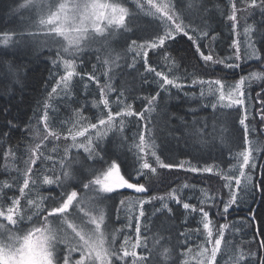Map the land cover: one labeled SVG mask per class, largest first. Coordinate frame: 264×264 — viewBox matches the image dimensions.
Listing matches in <instances>:
<instances>
[{
    "label": "snow or ice",
    "instance_id": "obj_1",
    "mask_svg": "<svg viewBox=\"0 0 264 264\" xmlns=\"http://www.w3.org/2000/svg\"><path fill=\"white\" fill-rule=\"evenodd\" d=\"M135 3L136 10L130 12L121 2L108 3L106 0H23L16 9L21 19L20 26L3 34L4 47L0 48V84H4L9 91L11 84L24 87L25 78L20 72L27 65L14 59L21 50L35 52L37 48L47 47L49 51L53 48L56 51L54 56L46 57L51 59L49 75L53 86L47 92V98L39 102L33 113L37 126L29 121V131L34 130L39 139L29 147L23 170L17 169L18 175L11 180L0 181V264H190L189 254L193 253L192 248L189 247L180 254L176 253L177 248L192 238L188 231L197 237H204L196 245L194 255L197 264H220L218 255L221 258L225 255L230 257L225 264H264V239H257L264 237V229L253 231V240L247 252L238 251L231 239H225V232L229 229L227 222L220 223L215 235L213 234L215 222L210 217V207H206L215 206L216 216L227 221L230 208L240 199L239 193L254 195L256 191H264V178L259 181L254 179L258 169L257 156L253 153L257 150V145H250L249 142V136L255 130L250 127L249 117L255 120L259 116L256 124H264V46L257 50V44L264 42V0H229L226 7L230 11L226 14V19L230 23L226 27L229 35L234 37L229 45L234 51L223 58L217 56L211 48L208 54L201 51L205 46L201 41L209 36V27L204 23L207 12L204 0H135ZM238 3L242 7H238ZM254 10L259 11L261 21L255 28L245 23L242 32L238 31V13H245L243 18L246 21L247 16L252 15ZM141 16L151 17L148 22L149 30L143 43L132 39L131 45L134 46L133 50H140L137 55L142 53L145 72L154 73V77L158 78L149 80L142 77L143 83H154L158 87L154 94L144 97L146 104L143 110H134L131 104L124 103L118 96L117 110L113 111L107 94L115 89L109 83L101 84L95 65L91 73L78 70L79 53L93 45L111 47V40L131 31ZM117 29H123V32L118 33ZM178 36L186 37L191 45H195L193 55L199 54L204 62L203 71L199 66H194L197 67V74L177 75L173 72L170 77L150 64L148 54L152 51L166 62L171 60L175 66L176 58L171 57L170 52L171 45ZM241 36L243 40L239 39ZM212 39L215 40L216 37L213 36ZM9 56L13 59H9ZM97 59L99 61L102 58L98 56ZM248 60L257 61L254 67L261 70L250 71L247 76H240L233 83L228 82L226 75H216L217 64L231 69L235 74V70L241 68V61L246 63ZM131 66L135 67V58ZM110 67L111 65L109 70ZM101 74L108 75L107 71H102ZM209 75L216 78H203ZM77 76L80 79L74 83ZM188 79L191 82L186 85L184 81ZM108 80H111V76H108ZM256 80L261 81V84L259 91L252 96L250 89L252 82ZM88 82L95 83L99 90V99L93 103L99 109V114L94 116L95 122L83 115L84 109L80 106L73 109V115L62 120L59 108L52 101L61 99L70 107L72 89L82 84L87 93ZM197 85L200 86L201 97L206 95L205 85L207 94L215 97L214 103L209 102L213 110H233L221 115L226 117V122L230 121L234 133L239 132L238 136L233 134L235 146L241 149L233 157V170L219 172L225 181L221 191L228 189V199L212 196L202 199L197 206L183 201L179 190L173 189L167 194L168 198L182 205L186 217L198 214L197 224H202V229L196 227L181 232L180 236L184 240L177 237V242L171 249L165 244L157 248V238L153 239L152 247H149L141 228V221L145 216L144 205L165 197L129 196L122 190H132L136 194L149 193L151 185L146 186L141 179L151 180L150 173L156 174L158 168L192 173L214 171L212 166L200 167L189 160L165 162L155 151L154 138L149 136L146 141L145 137V130L151 133L152 127H156L152 124L150 114L157 110L164 99L161 93H166V98L172 99L174 97L171 89L174 88L178 93L183 92L185 96L195 98V93L190 90ZM186 88L189 91H185ZM252 101H258V110L253 109L250 103ZM71 103L78 105V101ZM101 104L103 108H100ZM120 104L124 105L123 108L119 107ZM146 113L149 115L146 116ZM128 117L136 118L138 131L133 137L135 150L124 144L123 131ZM140 121H145L142 127ZM237 122L243 129L242 132L235 127ZM150 124L152 127H149ZM39 125L43 126V135ZM18 127L14 120L8 121L9 129ZM113 129L121 134V147H129V151H132L135 159L131 164H125L124 161L128 159L125 153L117 155L101 147L107 133ZM3 135L5 133H0V136ZM137 136L138 143H135ZM61 139L65 142L63 151H60V145L53 143ZM148 143H151L153 150L150 155L155 157L156 167L145 158L148 155L145 152ZM259 147L264 148V145ZM3 149L4 145L0 144V150ZM72 149H76V152L73 153ZM81 149L83 153H87L86 157L82 156ZM3 154L7 160L14 155V150L9 147ZM121 156L124 157L123 160ZM20 159H23V155ZM259 159L264 160V156ZM86 160L93 163L88 164ZM74 164H80L81 167L74 169ZM82 169H87V175ZM4 170H9L7 164ZM259 172L264 177V164L259 166ZM52 185L56 187L52 188ZM44 186H49L48 195L41 192ZM183 187L195 188V185L184 184ZM117 195L122 197L119 205L124 206L129 215L126 224L109 232L104 208ZM164 207L167 208L168 205L165 204ZM113 208L116 219L119 220L121 208L115 205ZM168 210L172 211L170 208ZM111 211L110 208L109 221L112 219ZM249 214L252 220L256 219V214L251 209ZM244 223L250 225L247 219ZM125 228L128 229V234H124ZM236 230L237 226L233 224L230 231L234 233ZM133 231L134 238L131 235ZM121 235L122 242L118 244L117 240ZM253 242L254 251L251 246ZM140 248L146 249L148 255L138 253L137 249Z\"/></svg>",
    "mask_w": 264,
    "mask_h": 264
},
{
    "label": "trees",
    "instance_id": "obj_2",
    "mask_svg": "<svg viewBox=\"0 0 264 264\" xmlns=\"http://www.w3.org/2000/svg\"><path fill=\"white\" fill-rule=\"evenodd\" d=\"M23 0H0V48H3V34L5 32H11L17 29L21 24V19L16 9ZM125 7H130L131 10H136L135 0H120ZM229 0H204L207 6V12L205 13L204 23L209 27V36L204 38L201 43L205 46L201 48L205 54H208L210 48L215 54L221 58L226 55H230L234 49L229 45L234 38L229 35V29L226 27L230 22L226 19V14L230 11L226 5ZM238 7H242L238 3ZM223 13V15H222ZM245 13H238L240 17V25L238 31L243 30V25L256 27L257 23L261 21V15L258 10H254L252 15L247 16V20L243 18ZM151 17L141 16L137 19V22L132 26L131 31H128L125 36L118 42L116 46L111 47H98L92 46L86 48L82 53H79L78 70L83 69L91 73L93 71V65L96 66L97 76L101 84L109 83L115 91H111L107 94V98L112 102L113 111L117 110V97L119 96L126 104H131L134 110H143L146 100L144 97L154 94L157 90V84L143 83L142 77H147L149 80L155 78L154 73H146L143 66L142 53L137 55L139 49L133 50L131 40L136 39L138 43H143L144 37L149 30V21ZM199 23V21H197ZM216 39L213 40L212 37ZM125 38H128L127 40ZM243 40V36L239 37ZM2 43V44H1ZM191 41H188L186 37L178 36L177 40L171 45L170 56L176 58L175 66L172 65V61H165L160 58L154 52L149 51V62L152 66L157 68V71H163L170 77L173 72L177 75L180 74H197V67L203 71L204 62L200 59L199 54L195 53V45H191ZM264 46V42L257 44V50ZM56 49H41L37 48L35 52L21 50L14 59L22 65H27L26 69H21L20 75L25 78L24 87L21 88L20 84H11V90L6 89L4 84H0V133L5 135L0 136V144L4 145V149L0 150V181L11 180L18 175L17 169L23 170L25 167L24 161L27 160V151L29 147L39 137L36 136L35 131H29V121L33 126H37V121L33 118V113L37 109L39 102L47 98V92L51 91L53 86V80L50 78L49 72L52 68L51 59L46 57H52L55 54ZM251 50H249L250 52ZM241 55H244V49H241ZM102 59L98 61L97 57ZM133 58H135V67H132ZM9 59H13L9 56ZM108 61L109 63H104ZM258 62L254 60H248L246 63L241 61V68L235 70V74L231 69L224 68L223 65H215L217 70L216 75H226L229 83H233L234 80H239L240 76H247L250 71L258 72L261 69L254 67ZM103 65V67H102ZM110 70H109V66ZM62 72V69L60 70ZM102 71H107L108 75L101 74ZM210 71V70H209ZM108 76H111V80H108ZM58 78V77H57ZM206 80L215 79V76H204ZM80 77L74 78V83L79 80ZM158 79V78H155ZM85 81L86 77H85ZM190 79L185 80L184 83L190 84ZM89 83V91L86 93L83 89V85H78L72 89V96L69 101L70 107L66 106L61 99H54V103L59 108V114L61 119L73 115V109L80 106L83 107V115L95 122L94 116L99 114V109L93 106L94 101L99 99V90L95 83ZM261 81L256 80L252 82V88L250 89L252 96H255V92L259 91ZM205 87L206 95L200 96V86L193 87L190 91L195 93V98L192 96H185L183 92H177L176 89H171V94L174 98L168 99L166 93H161V97L164 98L156 111L152 112L151 120L152 124L156 127H152V132L149 133L145 130L146 141L149 136L153 137L156 144V153L164 159L165 162L172 161L178 163L180 160H189L193 164H197L200 167L206 165L212 166L214 171L211 173H192L184 172L179 169H157L156 174H151V180L141 179V182L146 186L151 185L149 193L136 194L132 190H122L129 196L142 195V196H156L165 197V199H155L150 203L144 205L145 216L141 221V228L143 237L146 238V242L149 247H152L153 239H159L157 248L161 244L171 249L176 244V238L179 237L181 241L184 240L183 236H180L181 232L189 229H195L200 227L197 220L198 214L192 216H185L182 205L176 204L174 200L168 198V193L173 189H178L181 199L193 205H200L202 199H209L212 196H218L223 200L228 199V189L224 188L221 191V186L225 181L219 175L220 171L229 172L233 170L235 160L234 155L241 149L237 148L233 142V134L238 136L239 132H235L229 122H226V117L221 113H227L233 111L232 109H217L213 110L209 105V102H215L213 95L207 94V85ZM189 91V89H185ZM121 93L123 95L121 96ZM71 101H78L77 104H72ZM253 109L259 108L258 101L250 102ZM123 104L119 107L123 108ZM103 108V105H100ZM106 113V109L104 110ZM149 115L148 113L145 114ZM119 120V118H117ZM251 124L255 130L249 136V142L257 145V150L253 155L257 156V172L254 179L259 181L261 173L259 172V166L264 164V160L259 157L264 156V148H260V145H264V124H256V120H259V116L252 120L249 117ZM14 120L19 127L8 128V121ZM135 117L126 118V124L123 131L124 144L133 147L135 150L133 137L137 134V125L135 123ZM141 127L145 121L139 122ZM43 135V126H38ZM240 132L243 131L241 126L235 125ZM195 133V134H194ZM207 133V134H206ZM10 136V139H9ZM222 136L219 143L218 139ZM121 134L115 129L107 133L106 138L101 143L102 148H107L110 153L115 152L119 155L121 152L128 156L125 160V164H131L135 157L132 151H129V147H121L120 145ZM54 144L60 145V151H63L62 139L60 141H53ZM67 143H70L68 141ZM135 143H138V136ZM249 145H245L247 147ZM11 147L14 150V155L9 156L7 160L4 158V151ZM151 143H148L145 152L148 155L145 157L149 160L153 167H156L155 157L150 155L152 151ZM83 157L87 156V153H83ZM75 153L76 149H72ZM55 155V153H52ZM103 154V153H101ZM23 155V159L20 156ZM58 159V157H57ZM123 160L124 157L121 156ZM88 164L93 163L91 160L85 161ZM7 164L8 171L4 170ZM218 166V167H217ZM80 164H74L73 168H80ZM85 175H87V169H82ZM148 171V170H144ZM247 172L248 169H245ZM234 183V181H233ZM195 185V188H184L183 185ZM44 186L41 192L44 195H48L47 188ZM55 188V185L51 186ZM15 191V189H13ZM18 194V193H17ZM240 199L236 205L230 208V214L225 221L222 217L216 216V207L206 205L210 207V217L215 222L213 228V234L216 233V228L220 223L227 222L229 229L225 232V239H231V229L233 224L237 226V230L240 232V237L236 238L232 244L237 247V250L247 252L252 242V233L254 230L264 229V191H256L254 195L249 193L244 195L239 193ZM122 197L117 195L114 201H110L108 206L104 208L105 217L110 223L111 229H120L127 223V216L129 213L124 206L119 205V200ZM23 203V201H22ZM128 202L126 201V204ZM168 207L165 208L164 205ZM113 205L121 208L120 219H116V212ZM138 207V206H137ZM112 209L111 221L108 220L109 209ZM172 209L169 212L168 209ZM249 209L256 214V219L252 220L249 214ZM247 219L250 222L245 224ZM124 234H128V229H123ZM134 238V231L131 233ZM188 235L192 238L187 243L182 244L176 249V253L180 254L186 252L190 247L193 249L192 256L196 252V245L198 241H203V236H195L191 231H188ZM257 239H264V237H258ZM122 235L118 237L117 243H121ZM253 251L255 250L254 242L251 244ZM223 248V245H222ZM138 253L142 255H148L146 249H137ZM151 259V257H149ZM217 259L220 264H225L230 260V257L225 255L223 258L218 255ZM191 264H197V260L190 259Z\"/></svg>",
    "mask_w": 264,
    "mask_h": 264
},
{
    "label": "rangeland",
    "instance_id": "obj_3",
    "mask_svg": "<svg viewBox=\"0 0 264 264\" xmlns=\"http://www.w3.org/2000/svg\"><path fill=\"white\" fill-rule=\"evenodd\" d=\"M106 2H108V3H113V2H120V0H106ZM129 10H130V12L132 11L131 10V8L130 7H127ZM117 32L119 33V32H123V29H117ZM125 33L127 34V32H124L123 33V35L125 36ZM107 34V33H106ZM122 37L123 36H120V35H117L116 37H114L112 40H111V42L110 43H112V45L113 46H116L117 44H118V42L122 39ZM60 39H62V38H60ZM98 39H99V37H98ZM2 44V43H1ZM93 46H98V47H101V46H99V45H93ZM104 47H107V45H104L102 48H104ZM39 49V48H38ZM42 49H48L47 47H43ZM55 49V48H54ZM222 140V136L221 137H219V139H218V141H219V143L223 146V144L220 142ZM105 223L106 224H108V221H107V219H106V217H105ZM109 225V232H111L112 231V229H111V226H110V223L108 224ZM238 237H240V232L239 231H235L234 233L232 232L231 233V240L234 242V240L236 239V238H238ZM120 242H122V240H120ZM191 257V259H196L195 258V255H192V256H190ZM191 264V263H190Z\"/></svg>",
    "mask_w": 264,
    "mask_h": 264
}]
</instances>
